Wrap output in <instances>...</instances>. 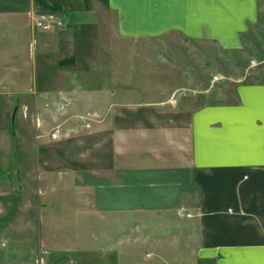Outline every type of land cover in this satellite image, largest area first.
Here are the masks:
<instances>
[{
  "label": "crops",
  "instance_id": "obj_1",
  "mask_svg": "<svg viewBox=\"0 0 264 264\" xmlns=\"http://www.w3.org/2000/svg\"><path fill=\"white\" fill-rule=\"evenodd\" d=\"M48 10L57 12L65 20V27L54 32L34 30V15ZM263 11L264 0H0V86L4 92L9 86L17 90L33 86L35 93L34 88L40 84V94H51L57 90L46 89L44 84L57 78L55 85H59L60 92L74 97L75 108L84 104L92 110L87 111V116L83 112L75 115L86 124L140 125L134 129V140L128 139L125 132L116 133L114 156L138 155L142 141L152 138L156 155L146 163L150 164L148 167L160 166L168 173L186 166L197 190L196 205H186L191 214L186 215V225L175 226L170 232L175 243L194 253V264H264V80L238 82L231 102L193 108L182 122L187 124L188 133L185 142L184 137L181 142L177 137L180 119L163 122L154 115L130 119L122 114L124 108L129 109L127 106L140 110L154 105L135 103L133 90L125 94L117 78H130V72H121L109 80L106 72L95 70L92 64L97 59L94 55L99 56L93 52L94 31L105 23L104 14L112 17L119 41L175 34L232 51L242 48L245 35L259 22ZM84 75L89 78L85 82ZM153 82L152 79L148 82L150 87ZM144 125L152 127L147 129ZM135 135L140 139L136 140ZM181 135L184 136L182 132ZM104 170L100 183L90 179L62 187L72 190L75 196L79 194L94 209H102L101 215L107 222L111 220L109 214L121 213L125 223L126 210L141 217L143 209L152 208L148 205L155 202L162 206L160 200L165 201L163 205L171 214L184 217L179 213L184 203L179 200L178 190L161 198L166 196L162 193L165 185L154 183L160 198L146 203L139 179L126 181L125 164L117 162ZM62 187L53 186L54 191L47 195L43 184L27 182L15 194L13 181H2L1 246L11 240L17 248L20 242L32 244L37 231L40 251L48 254L47 264H62L61 260L68 258L83 264L85 261L78 259L77 249L56 245L61 233L76 237L77 227L55 219L41 207L55 200L56 189ZM175 207L178 214L172 211ZM35 210L40 211L38 216L34 215ZM64 212L69 213V220L75 218L67 209ZM37 253V249H32L31 258ZM4 256L0 257V264H8ZM182 261L186 263V259Z\"/></svg>",
  "mask_w": 264,
  "mask_h": 264
},
{
  "label": "rangeland",
  "instance_id": "obj_2",
  "mask_svg": "<svg viewBox=\"0 0 264 264\" xmlns=\"http://www.w3.org/2000/svg\"><path fill=\"white\" fill-rule=\"evenodd\" d=\"M104 20L105 23L94 31L93 52L99 56L94 55L97 59L92 63L93 68L106 72L109 80L121 72H130V78H117L122 82L125 94L133 90L135 103L154 104L140 110L136 106L132 109L127 106L129 109L124 108L121 113L130 119L152 115L163 122L171 118L180 119L177 126L181 130L177 136L180 141L183 137L184 142L186 140L188 128L182 122L188 119L193 108L206 103L231 102L238 82L264 80V11L259 22L245 35L242 48L232 51L220 50L210 43L186 40L175 34L141 41H119L112 17L104 14ZM55 79L44 84L46 89L57 90L51 94H40V84L34 88L35 93L33 86L18 90L9 86L7 92L0 86V184L5 180L13 181V192L17 194L21 192L20 186L27 182L33 185L41 183L49 195L54 191L53 186L61 188L64 184L90 179L93 183H100L105 168L110 169L117 162L125 164L126 181H132L134 177L139 179L141 195L146 203L160 198L157 184L165 185L162 193L166 196L161 198L178 190L179 200L184 203L179 213L184 217L171 214V210L163 205L165 201L160 200L162 206L155 202L148 205L152 208L143 209L141 217L135 216L132 210H126L125 223L121 213H108L111 220L107 222L101 215L102 209H94L87 201L81 200L79 194L75 196L72 190L62 187L56 189L55 200L41 207L46 213L56 216L55 219L77 227V236L61 233L56 245L77 249L78 259L85 261L83 264H194V253L185 249L183 244L175 243L170 233L175 226L186 225V215L190 214L186 205L194 207L197 203V190L191 175H188L190 170L182 166L181 171L165 173L163 167H148L150 164L146 163L156 155L150 142L152 138L142 141L138 155L114 156L116 133L125 132L128 139H133L134 129L140 125L108 126L93 122L88 126L84 119L76 116L77 112L87 116L92 111L90 107L83 104L75 108L73 96L60 92ZM86 79L89 78L84 75L82 80L85 82ZM150 79L154 81L153 87L148 84ZM104 115L108 116L107 113ZM144 126L147 129L152 127ZM135 139L140 138L135 135ZM27 191L32 194L33 190ZM65 209L75 218L69 220ZM172 211L178 214L176 207ZM39 212L35 210L34 215L38 216ZM32 239V244L20 242L18 248L12 240L2 247L0 240V257L6 255L8 264H38L40 258L43 264H47L48 254L40 251L37 231ZM32 249L38 251L33 258L30 255ZM184 259L186 263L182 261ZM61 261L62 264H77L70 258Z\"/></svg>",
  "mask_w": 264,
  "mask_h": 264
},
{
  "label": "built area",
  "instance_id": "obj_3",
  "mask_svg": "<svg viewBox=\"0 0 264 264\" xmlns=\"http://www.w3.org/2000/svg\"><path fill=\"white\" fill-rule=\"evenodd\" d=\"M33 29L41 32H54L65 27V20L55 11H40L33 17ZM91 126L90 123H87ZM191 215V214H189ZM44 261L40 258L38 264H43ZM73 264V263H69Z\"/></svg>",
  "mask_w": 264,
  "mask_h": 264
}]
</instances>
